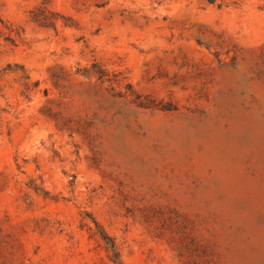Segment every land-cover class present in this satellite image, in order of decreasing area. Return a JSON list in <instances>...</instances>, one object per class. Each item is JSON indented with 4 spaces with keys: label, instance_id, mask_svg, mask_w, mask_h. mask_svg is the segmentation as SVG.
Segmentation results:
<instances>
[{
    "label": "rangeland",
    "instance_id": "rangeland-1",
    "mask_svg": "<svg viewBox=\"0 0 264 264\" xmlns=\"http://www.w3.org/2000/svg\"><path fill=\"white\" fill-rule=\"evenodd\" d=\"M93 221L264 264V0H0V264H112Z\"/></svg>",
    "mask_w": 264,
    "mask_h": 264
},
{
    "label": "trees",
    "instance_id": "trees-1",
    "mask_svg": "<svg viewBox=\"0 0 264 264\" xmlns=\"http://www.w3.org/2000/svg\"><path fill=\"white\" fill-rule=\"evenodd\" d=\"M213 1L214 0H208L209 3H212ZM42 23H45V22H42ZM93 69H95L94 66H93ZM92 71L94 74L98 75L99 80H102V78L106 76L102 70H99V72H96L95 70H92ZM33 189L35 192L39 191L38 188L36 187H33ZM93 224H94L95 229L97 230V233L101 241L104 243V248H105V251L107 252L109 261L112 264H122V261L120 259V254H119V251L116 247L114 240L111 237H109L96 222L93 221Z\"/></svg>",
    "mask_w": 264,
    "mask_h": 264
}]
</instances>
